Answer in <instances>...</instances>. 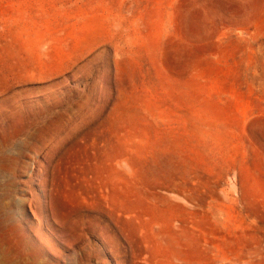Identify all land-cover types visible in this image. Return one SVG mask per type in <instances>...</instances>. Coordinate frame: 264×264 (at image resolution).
Listing matches in <instances>:
<instances>
[{
    "label": "rangeland",
    "instance_id": "1",
    "mask_svg": "<svg viewBox=\"0 0 264 264\" xmlns=\"http://www.w3.org/2000/svg\"><path fill=\"white\" fill-rule=\"evenodd\" d=\"M0 264H264V0H0Z\"/></svg>",
    "mask_w": 264,
    "mask_h": 264
}]
</instances>
